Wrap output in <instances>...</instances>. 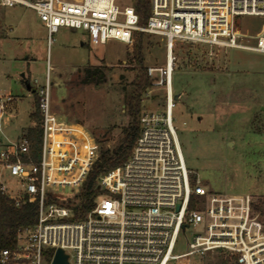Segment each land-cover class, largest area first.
Segmentation results:
<instances>
[{
    "label": "built area",
    "instance_id": "2783aa9c",
    "mask_svg": "<svg viewBox=\"0 0 264 264\" xmlns=\"http://www.w3.org/2000/svg\"><path fill=\"white\" fill-rule=\"evenodd\" d=\"M131 6L118 0H0L1 7L33 10L49 39L60 29L84 31L95 45L118 41L133 45L136 33L166 39V63L148 67L152 86L166 90L161 113L142 112L140 136L130 158L101 175L97 192L108 196L84 219L61 192L86 182L99 157L100 145L82 125L58 117L51 108L50 84L36 94L42 118L38 160L29 156L27 130L18 138L2 136L0 125V190L16 206L39 204L38 223L18 234L13 249L0 250V264H53L64 251L74 264H193L215 253L234 257L237 264H264V222L254 212V198L215 194L188 170L174 126L172 78L175 41L216 49L264 54V36L246 44L236 29L239 17H264V0H150L145 25ZM36 92V91H35ZM14 101L0 94V124L13 117ZM36 123L32 127H35ZM15 177L11 188L4 179ZM196 198L195 209L190 200ZM188 251L177 254L181 236Z\"/></svg>",
    "mask_w": 264,
    "mask_h": 264
},
{
    "label": "rangeland",
    "instance_id": "374dc122",
    "mask_svg": "<svg viewBox=\"0 0 264 264\" xmlns=\"http://www.w3.org/2000/svg\"><path fill=\"white\" fill-rule=\"evenodd\" d=\"M118 3L124 8L134 0ZM236 29L246 44L255 45L264 36V17H239ZM136 41L135 35L131 46L118 41L95 45L86 32L72 29H60L49 39L33 10L0 6V94L14 99L8 108L13 117L0 124L2 136L14 140L33 126L36 94L48 80L52 111L84 126L100 142L99 151L114 149L131 123L125 99L142 68L134 58ZM143 45V68L166 63L164 37L146 34ZM174 45L173 118L188 170L212 193L264 199V54L183 41ZM89 67L104 70L106 83L86 84L84 70ZM28 80L36 94L27 90ZM166 97L165 89L151 86L142 111L163 112ZM4 182L10 188L18 184L15 177ZM81 190L61 195L75 206ZM107 196L97 192L95 201ZM193 231L180 237L177 254L188 251ZM222 255L192 261L222 264Z\"/></svg>",
    "mask_w": 264,
    "mask_h": 264
},
{
    "label": "trees",
    "instance_id": "16d2710c",
    "mask_svg": "<svg viewBox=\"0 0 264 264\" xmlns=\"http://www.w3.org/2000/svg\"><path fill=\"white\" fill-rule=\"evenodd\" d=\"M136 10L145 25L150 16V0H136ZM145 33H136L137 41L134 46V58L140 67L139 76L133 83L134 90L125 99V107L131 123L124 128L123 139L114 149L101 148L99 157L95 162L86 182L81 190V203L74 208L75 218L84 219L86 214L95 206L96 189L95 184L98 178L111 170L123 165L131 156L137 139L140 136L139 118L142 114V103L144 94L151 88L153 79L147 75L144 64V45ZM106 73L101 68L89 67L84 70V82L86 84L100 85L106 83ZM29 83V80L27 81ZM36 94V92H35ZM31 119L36 123L35 127L27 129V136L30 140L29 156L38 160L42 145V118L39 110L38 96L35 100V110L31 114ZM98 142V141H97ZM100 144V142H98ZM196 198L190 200L189 209H195ZM253 209L260 219L264 222V199L254 202ZM39 220V204L23 203L16 206L15 202L0 190V250L13 249L17 245L18 234L24 230L34 227ZM222 264H237L234 257L222 255Z\"/></svg>",
    "mask_w": 264,
    "mask_h": 264
},
{
    "label": "water",
    "instance_id": "95a60500",
    "mask_svg": "<svg viewBox=\"0 0 264 264\" xmlns=\"http://www.w3.org/2000/svg\"><path fill=\"white\" fill-rule=\"evenodd\" d=\"M22 77H23V80H24L25 76L23 75ZM25 84H26L27 90L28 91H32L30 83L25 82ZM32 92L35 93V91H32ZM177 99L178 98L175 97V100H177ZM53 264H69L68 256L64 253V251L58 250L56 252Z\"/></svg>",
    "mask_w": 264,
    "mask_h": 264
},
{
    "label": "crops",
    "instance_id": "0c3cea01",
    "mask_svg": "<svg viewBox=\"0 0 264 264\" xmlns=\"http://www.w3.org/2000/svg\"><path fill=\"white\" fill-rule=\"evenodd\" d=\"M24 79H25V77H24ZM33 91V90H32ZM33 93V92H32ZM34 94V93H33ZM31 116V115H30ZM26 131V130H25ZM22 134V132L19 134V135H17L16 137H15V139L16 138H18L20 135Z\"/></svg>",
    "mask_w": 264,
    "mask_h": 264
}]
</instances>
